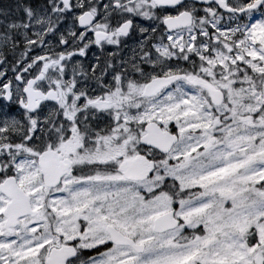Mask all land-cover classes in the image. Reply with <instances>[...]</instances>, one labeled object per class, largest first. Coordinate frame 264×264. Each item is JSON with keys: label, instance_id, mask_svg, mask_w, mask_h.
I'll list each match as a JSON object with an SVG mask.
<instances>
[{"label": "rangeland", "instance_id": "374dc122", "mask_svg": "<svg viewBox=\"0 0 264 264\" xmlns=\"http://www.w3.org/2000/svg\"><path fill=\"white\" fill-rule=\"evenodd\" d=\"M12 12L15 13L14 10ZM74 17L76 12L65 10L62 19L58 14H52L47 9L37 7L29 9L23 20L4 23L7 32L0 33V60L3 61L5 57L2 55V49L6 43L17 38L25 47L15 50L14 56H17L18 63L26 59V65H30L26 67V70L36 74L41 68L42 56L50 54L49 50L54 49L52 54L56 55L67 52L60 43L61 39H66L73 44L77 43V46L73 47L77 48L76 52L79 54L74 59L75 66L96 68L97 60L105 53L104 48L95 44L91 33L77 30L73 22ZM51 20L55 22L51 24ZM52 27L55 28L54 31H50ZM48 32L50 36L44 37ZM178 39L179 37L176 41ZM173 41L175 38H171L170 51L165 48H158L157 51L160 56L170 54L172 69L178 66L176 62L178 59L194 63L193 55L205 70L213 69L218 64L210 57L204 61L201 48L182 45L180 41L177 44ZM37 44L40 46L37 47ZM91 45L94 49L89 48ZM138 54L140 51L133 47L124 52L123 56L128 59V56ZM239 54L234 53L236 58ZM249 54L257 55L255 51H249ZM234 55L231 54L228 57L223 55L222 66H226L225 59L233 60ZM256 58L260 60L258 61L260 65L254 66V73H261L264 71V64L261 65V59L257 56ZM11 65L13 64L9 61L0 63V80L11 69ZM98 75L101 76L98 79L103 78L106 87L112 90L107 91L104 87L93 84L85 85V79L79 78L78 82L82 87L80 90H75L76 95L73 98L79 102L85 98L96 102L102 97L111 100L110 106L119 107L123 97L122 91H124V88L120 89L116 85L119 75L112 72L108 75L104 74V68L96 71L95 76ZM225 75L229 74L226 72ZM52 79L51 74L47 82L50 83ZM217 81L223 84L228 94L223 104L222 100L219 103L215 101V105L212 103L214 115H211L209 109L204 107V102L210 100V94L207 96L189 88L185 92L189 96L185 102L183 94L177 93L178 90L182 91L179 86L170 90V107L163 104L167 103L165 101L160 103L158 111L156 110L159 115L158 120L164 126L170 124L174 126L181 137L179 144L174 146L170 153V160L174 161L172 165H176H170V176L177 179L182 188L200 192V195L195 198L181 202L177 216L181 218L183 226L163 234H156L152 225L156 216L172 207L170 199L165 195L155 196L152 201L143 204L136 215L131 217L123 215V212L133 205L132 201L124 200V197L127 196L135 201L134 194H137V191L133 194L127 193L128 189H125V192L121 191L118 187H122L121 183L124 184V181L118 173L113 176L110 172L103 175L98 183L90 186L88 190H82L79 187L76 189L73 182L68 179L57 195L47 200V195L38 185L37 157L44 142L40 131L39 114L29 115L18 105L22 90L19 85H16L15 99L11 103L4 99L0 101V172L20 171L18 177L16 176L18 182L22 181L24 189L32 195L35 208L49 204L55 217L60 207L63 216L64 214L68 216L62 220L56 219L52 224L45 222L43 217L26 219L14 229L12 237L5 238H2L5 229L3 223H0V264H23V259H32L36 263L37 260L34 257L40 252V248L46 247L49 242L47 248L55 244L63 245L68 241L74 242L81 251L87 247L106 243L109 237L101 228L103 224L105 226L108 223L115 225L127 235L136 234L138 241L146 244V250L137 254L130 248L114 247L106 252L105 259L101 256H92L94 259L88 262L85 258L87 256L81 253L70 264H120L128 259H135L136 264H194V262L264 264V185L259 194L254 192V190L258 191L259 183L264 180V123H261V118L264 117V108H262L264 90L260 92L235 86L237 84H232L233 79L226 77L218 78ZM200 97L201 100H199ZM113 99L116 105L113 104ZM68 100L70 97L64 102ZM77 100H74V103ZM95 108L93 116L98 122L90 130L89 144L100 151L96 152L98 157L115 156L122 152L124 145L131 144L136 134L140 132L125 126V122L134 116L143 118L148 116L128 108L120 114L124 125H118V121L110 125L107 130L108 125L104 123L105 119H102L101 111L97 110L101 107L95 106ZM230 110L235 115H239L233 118L236 120L232 121L227 114ZM224 112H226L225 118L218 116ZM168 114L170 119L164 118ZM253 114L259 115L255 119L245 120L258 122L257 125L240 120V118L244 120L246 116L252 117ZM91 115L92 112L89 113V118ZM190 120L197 121L190 122ZM215 120H217L216 123H214ZM122 128L128 134L124 141L119 132ZM255 140H257V146L253 148L252 144ZM249 148L253 149L249 151ZM103 151L105 154H102ZM149 151L155 154L154 151ZM205 157L208 158L205 160ZM11 165L14 167L6 169ZM143 187L150 188L147 183ZM68 189L70 196L74 198V204L66 205V207L61 193ZM219 197L228 202L226 211L217 207L216 201ZM1 199L6 200V197L2 196ZM4 206L5 203L0 201V216ZM52 213H50L51 216ZM77 221L80 223L76 236ZM47 225L52 227V235L48 232ZM185 226L194 230L189 240L182 236ZM248 231L251 232L249 239L245 235ZM32 236H37L39 244L36 247L30 243ZM43 236L47 243L42 245ZM251 241L252 243L249 244ZM43 263V258L37 261V264Z\"/></svg>", "mask_w": 264, "mask_h": 264}, {"label": "flooded vegetation", "instance_id": "af4514ba", "mask_svg": "<svg viewBox=\"0 0 264 264\" xmlns=\"http://www.w3.org/2000/svg\"><path fill=\"white\" fill-rule=\"evenodd\" d=\"M255 1L244 0L241 3L242 8L229 3L228 5L232 6L234 11H228L214 1L198 3L194 0H176L175 6L170 7V0H59L57 5L51 8L52 14H58L63 19L65 10L76 12L73 22H75L77 30L91 33L95 44L104 48L105 53L97 60L96 68L92 66L77 67L74 65V59L79 54H74L75 51L73 50L77 43L73 44L69 40L61 39L60 43L67 52L56 55L52 54L54 49L49 50L50 54L43 55L40 60L41 68L35 76L39 75L41 79L35 86L44 92L52 91L50 95H46L39 110L34 113L39 114L41 122L40 131L44 140L41 145V152L50 149L57 151L58 170L65 172L58 186L51 187L46 186L45 176L39 169L38 185L40 189L46 192L60 191L68 179L73 182V185L79 182L91 184L94 181H99L103 175L114 169L120 170L119 176L123 180L134 182L124 178L122 166L128 159H132L138 154L148 155L147 151L151 149L140 144L142 126L150 121H158L157 111L160 103L166 101L167 103L163 104L170 107V88L177 85L188 88L190 79L197 78L202 83L195 87L201 91L207 90L208 87L203 84L211 83L212 85L217 76L216 71L205 70L204 67L199 69L196 63L190 65L182 60L176 61L178 66L172 69L170 67V54L160 56L157 53L158 48H165L170 51V38L177 34L193 36L194 42L202 47L221 46L223 36L216 28L222 22L228 28L227 34H230L231 43L235 47L261 46L259 41L264 40V3L257 10H244V8L253 5ZM185 11L192 13L195 30L189 31L193 28L192 25L188 28L170 31V16H177ZM84 14L87 15L86 19H93L94 21L82 28L79 24L80 17ZM54 22L55 20H51V24ZM54 29L52 27L50 31H54ZM101 30L105 31L108 36L106 40L100 42L98 41L99 38L96 37V31ZM91 47L94 49L93 45ZM133 47L139 50L140 54L130 55L128 59L125 58L124 52ZM204 54L205 56L207 54L205 49ZM26 62V59L22 63H18L17 60L12 61L11 69L0 80V99H2L7 83L10 82L13 85L15 80L22 81L20 82L23 86H20L22 95L19 98V106L23 108L25 106L24 100H28L24 89L29 80L34 77L29 70H26V67H30L29 64L26 65ZM103 68L104 74L108 75L112 72L119 75V81L116 82V85L120 89L124 88L121 105L119 107L110 106L111 100L102 97L96 102L86 98L79 102L73 98L76 95L75 90H80L82 87L78 82L79 78L85 79V85L93 84L101 88L104 87L107 91L112 90L106 87L103 78L98 79L101 77L100 75L95 76L96 71H101ZM240 68L246 69L244 66H240ZM51 74L53 79L48 83L47 80ZM173 74H184L185 77L170 86V75ZM160 77H166L169 81L166 83L164 80L150 88V91H154L162 85L160 93L155 96L145 95L144 92L148 83L153 78ZM68 97L70 100L64 102ZM74 100L77 102L74 103ZM113 102L116 105L114 99ZM95 106L101 107L97 110L101 111L100 115L103 116L102 119H105L104 123L108 125L107 130H109L110 125L118 121V125L123 124L120 114L128 108L140 114H148V116L145 118L134 116L125 122V126L140 132L136 134L131 144L124 145L122 152L115 156L98 157L96 152L100 151L95 150V147L89 144L90 130L98 122L97 118L93 116V111L96 110ZM105 106L107 107L105 108ZM23 110L30 115L26 108ZM90 112H92L91 118H89ZM164 118L170 119V114L165 115ZM123 129L119 132L126 139L128 134ZM122 141L124 140L122 139ZM102 154L105 152L103 151ZM90 155L94 156L91 157ZM156 157L157 159H154L156 163L163 158L160 154ZM13 167L11 165L6 169ZM18 172L20 171L0 172V184L10 175L18 177ZM156 175H150L143 182H135H151V180L158 178ZM21 182L18 183L23 187L24 184ZM2 196L5 195L0 194V198ZM1 201L6 205L7 199ZM40 210V216L43 217L44 209Z\"/></svg>", "mask_w": 264, "mask_h": 264}, {"label": "water", "instance_id": "95a60500", "mask_svg": "<svg viewBox=\"0 0 264 264\" xmlns=\"http://www.w3.org/2000/svg\"><path fill=\"white\" fill-rule=\"evenodd\" d=\"M172 27V26H171ZM149 95H153L156 92L155 91H147L146 92ZM221 96V95H220ZM219 95H216V98H218ZM220 102V101H219ZM218 102V103H219ZM31 107L34 109L36 106L35 104H32ZM146 131L147 133L145 134L144 141L147 144L154 145L158 148H160L163 152H167L171 146L175 143L177 137L174 134L167 133L161 131L160 127L155 124H150L146 126ZM51 160L50 165H45L46 169L43 168L44 173H46L47 176H51L56 169V164H55V158L53 157H48ZM45 157H41V164ZM139 160V159H138ZM137 162H134L133 164L136 165ZM149 165V164H146ZM142 168V178L147 175V173L152 169L150 166H145L141 167ZM47 181V180H46ZM51 182L50 178H48L47 183L49 184ZM15 188V187H12ZM4 191L11 197L12 201L9 203L7 208L5 209V214L7 216V221H6V227H9L10 225H14L16 223V219L19 215L28 213L27 205L23 204L25 199L20 198V193L24 195V191L21 190L20 188H17L15 190H10V189H4ZM28 199V197H26ZM27 209V210H26ZM176 225L175 219L173 217V211L168 212L166 214H163L159 216L155 220V226L154 229L156 231H164L166 229H169L171 227H174ZM108 231L113 239L114 242L116 243H121V244H129L133 247H135L137 250H142L144 248V245L141 244H136L133 239L124 236L121 232H119L116 228L109 226ZM72 254L69 255L67 253L64 257V260L68 258V256H71ZM49 262L51 264H58L56 259H49ZM64 264V263H62Z\"/></svg>", "mask_w": 264, "mask_h": 264}, {"label": "trees", "instance_id": "16d2710c", "mask_svg": "<svg viewBox=\"0 0 264 264\" xmlns=\"http://www.w3.org/2000/svg\"><path fill=\"white\" fill-rule=\"evenodd\" d=\"M57 0H12L10 2L15 4V7H21L22 10H25L26 8H32L33 6H35L36 4L39 3H45L47 5H51L53 3H55Z\"/></svg>", "mask_w": 264, "mask_h": 264}]
</instances>
